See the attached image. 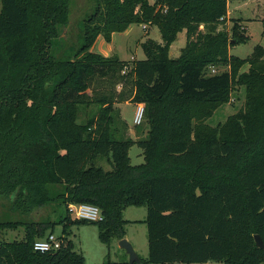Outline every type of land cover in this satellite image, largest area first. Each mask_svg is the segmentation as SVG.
<instances>
[{
    "label": "trees",
    "instance_id": "trees-1",
    "mask_svg": "<svg viewBox=\"0 0 264 264\" xmlns=\"http://www.w3.org/2000/svg\"><path fill=\"white\" fill-rule=\"evenodd\" d=\"M93 1L77 45L64 47L70 0H0V264H86L64 237L88 222L71 218L78 204L100 210L105 244L124 238L125 208H146L148 256L133 264H264L254 240L264 244V50L230 55L246 37L238 23L226 29L228 0ZM133 24L159 29L160 43H142L145 59L91 50ZM234 87L244 88L243 109L208 125ZM123 102L143 104L147 139L115 138L113 106ZM47 208L61 215L31 217ZM57 225L60 248L34 251ZM19 227L22 238L1 239Z\"/></svg>",
    "mask_w": 264,
    "mask_h": 264
},
{
    "label": "rangeland",
    "instance_id": "rangeland-1",
    "mask_svg": "<svg viewBox=\"0 0 264 264\" xmlns=\"http://www.w3.org/2000/svg\"><path fill=\"white\" fill-rule=\"evenodd\" d=\"M150 1V0H149ZM152 1V0H151ZM228 19L226 26L230 30L234 23L241 27V33L246 37L243 43L236 44L229 49L232 56L246 59L253 53L256 47L264 50V0H228ZM94 7L93 0H70L69 20L67 26L61 33L63 46L68 47L77 45V35L80 30L82 19L88 15ZM145 28V30L143 29ZM151 39L158 43L161 42V35L156 26L148 24H133L125 32L115 33L111 42H106L99 38L93 51L110 56H115L122 61L131 64L134 60L145 59L142 43ZM185 45V31L178 34L177 39L169 48V57L177 58L180 49ZM217 72L226 70V67L216 68ZM245 103V93L243 87H234L228 104L220 106L213 115L206 121L210 126L222 124L225 120L239 110L243 109ZM135 104L123 102L113 106L115 138L119 139H147L148 125L145 120L140 125L133 123ZM96 107L90 106L81 109L79 122L83 123L88 117L95 114ZM129 156L133 165L143 163L141 150L134 145L129 150ZM96 164L105 170L110 167L104 159H97ZM5 207L0 204V217ZM61 212L53 213L51 208L39 210L32 214L35 220L44 219L47 216L51 220H56ZM74 219L73 215H70ZM13 217L17 218L16 215ZM122 217L127 223L124 225V238L133 247L137 256L146 259L148 256L147 227L142 222L146 217L145 207H127L122 212ZM24 234L23 228L6 231L2 235L3 240L20 239ZM53 235H62V225L54 228ZM67 237L74 244V250L83 255L86 264H107V262L129 261V255L124 249L119 247L120 240L112 238L108 244L102 243L98 237V226L96 223L87 222L68 226L66 229ZM223 264V263H218Z\"/></svg>",
    "mask_w": 264,
    "mask_h": 264
},
{
    "label": "built area",
    "instance_id": "built-area-1",
    "mask_svg": "<svg viewBox=\"0 0 264 264\" xmlns=\"http://www.w3.org/2000/svg\"><path fill=\"white\" fill-rule=\"evenodd\" d=\"M159 0H150V3L157 2ZM145 30V28H143ZM211 74L217 73L216 68H210ZM135 113L133 118V123L135 125H140L144 119V106L143 104L135 105ZM69 210L73 215L74 219L84 220L88 222H98L102 220L100 210L92 205L78 204L69 205ZM61 241L57 236L53 234H47L44 238L38 239L33 244V250L40 253L54 252L60 248ZM204 264H218L215 262H207Z\"/></svg>",
    "mask_w": 264,
    "mask_h": 264
},
{
    "label": "water",
    "instance_id": "water-1",
    "mask_svg": "<svg viewBox=\"0 0 264 264\" xmlns=\"http://www.w3.org/2000/svg\"><path fill=\"white\" fill-rule=\"evenodd\" d=\"M254 240H255V244L258 248L264 249L263 241L258 235H256L254 237ZM119 247L124 249L125 252L129 255L128 264H133L134 262L138 261V256H137L136 252L134 251L133 247L131 246V244L126 239L120 240Z\"/></svg>",
    "mask_w": 264,
    "mask_h": 264
},
{
    "label": "crops",
    "instance_id": "crops-1",
    "mask_svg": "<svg viewBox=\"0 0 264 264\" xmlns=\"http://www.w3.org/2000/svg\"><path fill=\"white\" fill-rule=\"evenodd\" d=\"M228 15H229V12H228V2H227V17H226V26L229 24ZM113 37H114V34L111 36V41H112ZM99 38L103 39V37H102V36H99V37L97 38V40H96L95 44L98 42ZM95 44L93 45V47H92V49H91L92 51H93V49H94V47H95ZM93 52H94V51H93ZM99 54H101V53H99ZM101 55H103V56H105V57H109L108 55H105V54H101ZM133 140L137 141V140H140V139H133ZM131 246H132V245H131Z\"/></svg>",
    "mask_w": 264,
    "mask_h": 264
}]
</instances>
